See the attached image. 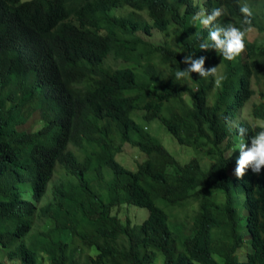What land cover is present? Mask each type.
Segmentation results:
<instances>
[{"label":"trees","instance_id":"obj_1","mask_svg":"<svg viewBox=\"0 0 264 264\" xmlns=\"http://www.w3.org/2000/svg\"><path fill=\"white\" fill-rule=\"evenodd\" d=\"M247 3L226 60L198 48L207 29L191 18L220 8L241 26L238 0H0V264H264V165L234 175L237 126L246 143L264 127L241 117L259 94L264 121V0ZM190 52L215 72L176 80ZM152 120L198 155L180 162ZM125 143L146 155L134 170L115 158ZM130 204L141 223L120 217Z\"/></svg>","mask_w":264,"mask_h":264},{"label":"clouds","instance_id":"obj_2","mask_svg":"<svg viewBox=\"0 0 264 264\" xmlns=\"http://www.w3.org/2000/svg\"><path fill=\"white\" fill-rule=\"evenodd\" d=\"M239 4V12L241 15V26H235L231 22L219 23L217 17L221 16L220 8H213L205 14L203 10L195 13L191 22H196L207 29L206 36L200 40L197 45L201 50L214 49L226 60H232L236 57L245 46V33L250 26V17L252 11L248 6L247 0H243ZM205 56H193V53H188L183 56L182 63L186 65L185 68L174 71V78L180 80L181 78H189L191 73L195 72L200 77L206 76L209 73L215 72V67H210L207 70L204 68ZM219 77L217 83H219ZM247 129L243 126H237L236 135L238 138L239 154L236 158L234 175L240 177L246 168H250L253 173H259L261 166L264 165V127H261L255 134L247 137L245 136Z\"/></svg>","mask_w":264,"mask_h":264},{"label":"rangeland","instance_id":"obj_3","mask_svg":"<svg viewBox=\"0 0 264 264\" xmlns=\"http://www.w3.org/2000/svg\"><path fill=\"white\" fill-rule=\"evenodd\" d=\"M126 11V9L123 10H112L111 13H119ZM143 15L148 19L147 14L144 12ZM145 38L154 41V42H162L164 40L163 33L153 30L151 36L143 35ZM247 37L249 39H255L257 38L259 40V33L256 29L249 30ZM260 100L259 94H255L251 100L244 106L242 109L241 117L246 118L250 123H260L264 125V121L255 120L253 116L251 115L250 111L253 107V104L258 102ZM141 112H137L136 114L133 113V116L135 119L140 123L143 124L144 120L140 117ZM33 122L38 116V113L34 115ZM32 122V121H31ZM30 125V123H28ZM27 125V126H28ZM148 130L151 134L157 136L159 140L163 143V145L182 163L187 162L189 159H191L194 156H197V150L191 146L180 144L173 136L165 129L163 124L158 120H152L148 122L147 124ZM146 155L144 152H142L138 147L132 146L129 143H125L123 146V149L121 152L117 153L115 158L117 161H119L121 164H123L128 169H136L137 164L144 160ZM106 172H108L107 169H104ZM111 178L110 175L105 176V182L109 181ZM95 187L102 192H107V185H100L97 182L95 183ZM160 203V202H159ZM194 205H190L186 210L177 209V212L174 216V221L179 224H185L187 227L191 224L192 217L194 214L193 211ZM119 209V215L123 219L126 218V216H129L132 218V220L135 223H141L143 218H145L148 214L147 208L140 207L137 205H123L118 208ZM114 211L116 209L114 208Z\"/></svg>","mask_w":264,"mask_h":264}]
</instances>
